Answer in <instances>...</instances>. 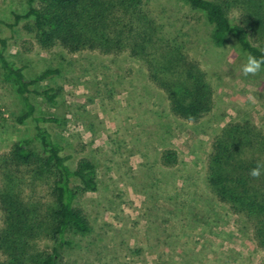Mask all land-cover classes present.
I'll use <instances>...</instances> for the list:
<instances>
[{
    "label": "rangeland",
    "instance_id": "obj_1",
    "mask_svg": "<svg viewBox=\"0 0 264 264\" xmlns=\"http://www.w3.org/2000/svg\"><path fill=\"white\" fill-rule=\"evenodd\" d=\"M145 3L180 32L191 56L208 72L214 108L198 124L169 112L146 67L128 52L44 50L25 22L14 30L0 25L10 56L26 67L29 78L60 70L41 84L60 89L59 107L30 97L38 115L61 119L51 131L73 154L72 167L82 158L97 165L98 191L78 200L92 231L74 237L65 264H264L251 226L219 203L205 182V161L223 127L248 118L264 130V72L245 75V57L235 42L214 47L206 18L184 3ZM27 9V0H0V19L12 21L13 13ZM24 112L23 98L0 69V156L34 135L31 120L17 121ZM167 148L179 155L175 168L160 163Z\"/></svg>",
    "mask_w": 264,
    "mask_h": 264
},
{
    "label": "trees",
    "instance_id": "obj_2",
    "mask_svg": "<svg viewBox=\"0 0 264 264\" xmlns=\"http://www.w3.org/2000/svg\"><path fill=\"white\" fill-rule=\"evenodd\" d=\"M177 1L206 18L214 47L234 41L242 54L264 58V0ZM27 6L26 13H13L12 21L0 19V25L14 30L25 22L44 50L61 47L74 55L128 52L146 67L148 80L165 95L173 116L198 124L212 112L214 89L208 72L191 56L180 32L155 16L145 0H27ZM9 47V39L0 37V69L23 98L25 112L18 123L31 120L35 132L0 156V264H65L74 237L92 231L78 200L98 191L97 165L82 158L72 167L73 154L51 131L62 125L61 119L38 115L30 97L59 107L60 89L41 84L60 70L29 78ZM160 163L177 167V151L163 150ZM258 163L264 165V130L248 118L228 123L211 145L205 182L219 203L246 220L264 251V168L259 176L250 174Z\"/></svg>",
    "mask_w": 264,
    "mask_h": 264
},
{
    "label": "clouds",
    "instance_id": "obj_3",
    "mask_svg": "<svg viewBox=\"0 0 264 264\" xmlns=\"http://www.w3.org/2000/svg\"><path fill=\"white\" fill-rule=\"evenodd\" d=\"M245 57V63L243 64L242 71L245 75L255 74L262 70V66H264V58L258 59L254 55L250 53H243ZM264 168V165L258 163L255 168L251 170V175L256 177L261 174V169Z\"/></svg>",
    "mask_w": 264,
    "mask_h": 264
}]
</instances>
